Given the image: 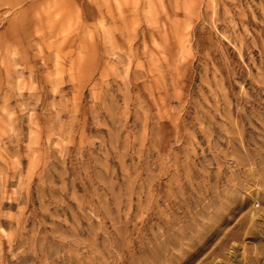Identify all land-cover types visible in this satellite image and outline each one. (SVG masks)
I'll return each instance as SVG.
<instances>
[{
	"label": "rangeland",
	"instance_id": "1",
	"mask_svg": "<svg viewBox=\"0 0 264 264\" xmlns=\"http://www.w3.org/2000/svg\"><path fill=\"white\" fill-rule=\"evenodd\" d=\"M0 264H264V0H0Z\"/></svg>",
	"mask_w": 264,
	"mask_h": 264
}]
</instances>
